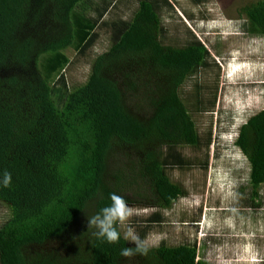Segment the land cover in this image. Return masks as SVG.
Returning <instances> with one entry per match:
<instances>
[{"label": "trees", "instance_id": "1", "mask_svg": "<svg viewBox=\"0 0 264 264\" xmlns=\"http://www.w3.org/2000/svg\"><path fill=\"white\" fill-rule=\"evenodd\" d=\"M92 2L0 0V174L12 175L0 185V264H124L121 249L134 246L120 224L121 239L110 244L87 217L110 205V193L157 211L187 197L167 170L187 165L178 147L200 150L202 142L180 92L203 70L221 68L195 38L163 44L159 10L170 8L167 0H139L130 20L101 22L110 37L103 50L97 22L113 0L96 6V19ZM239 14L245 35L264 38V0ZM71 48L89 64L80 86L63 74ZM245 121L236 145L250 165L253 202L264 185V108ZM160 220L155 212L145 223ZM132 256L141 264H209L197 260L195 244L161 243Z\"/></svg>", "mask_w": 264, "mask_h": 264}, {"label": "rangeland", "instance_id": "2", "mask_svg": "<svg viewBox=\"0 0 264 264\" xmlns=\"http://www.w3.org/2000/svg\"><path fill=\"white\" fill-rule=\"evenodd\" d=\"M138 1L113 0L112 8L103 13L96 31L103 50L110 37L101 22L130 20ZM254 1L210 0L196 5L192 0H167L170 8L159 10L166 31L162 38L165 46L182 47L195 38L205 45L217 66L228 52L237 50L262 67H239L235 73L243 72L242 75L227 81L222 72L209 68L196 80L186 82L181 98L202 146L200 150L178 147L187 165L170 168L167 175L187 190V197L163 211L129 206L131 215L120 224L123 237L132 227L148 248L161 243L169 247L195 244L198 260L209 264H264V185L259 189V198L252 202L250 190L246 189L250 165L236 145L247 117L264 108V38L243 34L245 18L239 14L242 7ZM92 3L90 15L96 19V6L102 8L103 0ZM65 55L70 61L63 71L67 83L82 85L89 74L87 59L79 57L74 48L67 49ZM196 101L202 102L201 108ZM140 118L144 116L140 114ZM242 187L246 190L241 191ZM155 212L160 213L161 222L147 225L145 221ZM5 216L0 205V225ZM124 264L141 263L130 256Z\"/></svg>", "mask_w": 264, "mask_h": 264}, {"label": "clouds", "instance_id": "3", "mask_svg": "<svg viewBox=\"0 0 264 264\" xmlns=\"http://www.w3.org/2000/svg\"><path fill=\"white\" fill-rule=\"evenodd\" d=\"M255 63L256 62L253 60L241 55L237 50H231L219 66L224 76V80L227 81L230 77L242 75L243 72L235 73L238 71L239 67H262L260 64L256 65ZM11 181L12 175L10 172L4 171L0 174V185L3 187H8L11 184ZM109 199L111 201L110 205L101 208L93 216L87 217L88 226L95 229L94 235L98 239H104L110 244H116L121 239V233L117 230V224L124 223L131 215L132 210L126 203L124 197L117 195L116 193H110ZM124 239L132 244L134 249L132 247H123L120 252L121 256L130 257L135 253H147L148 247L146 246V242L135 233L132 227L127 229Z\"/></svg>", "mask_w": 264, "mask_h": 264}, {"label": "crops", "instance_id": "4", "mask_svg": "<svg viewBox=\"0 0 264 264\" xmlns=\"http://www.w3.org/2000/svg\"><path fill=\"white\" fill-rule=\"evenodd\" d=\"M197 260H198V257H197Z\"/></svg>", "mask_w": 264, "mask_h": 264}]
</instances>
